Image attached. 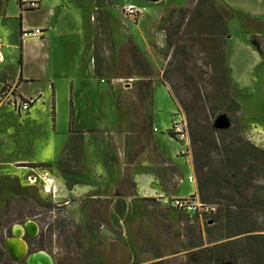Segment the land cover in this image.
Wrapping results in <instances>:
<instances>
[{
    "label": "rangeland",
    "instance_id": "374dc122",
    "mask_svg": "<svg viewBox=\"0 0 264 264\" xmlns=\"http://www.w3.org/2000/svg\"><path fill=\"white\" fill-rule=\"evenodd\" d=\"M208 1L223 16L228 28L229 37L225 42L228 87L222 83V77H214L203 38L197 33L190 34L186 27V19L198 7L195 2L184 8L150 4L143 17L125 19L123 0H78L86 11V36L94 43L97 68L101 66L102 74L109 75L104 76L105 83L110 84V79L121 76V51L128 37L134 45L135 59L144 61L152 75L148 77L142 72L144 77L139 76L135 82L128 79L114 84L115 91L110 92L103 84L98 88L86 87L81 84L80 77H72L75 85H70L69 75L74 73L77 63L73 46H64L65 51L60 54L64 55L61 63L65 66L57 61L58 58L43 63L55 79L57 108L55 106L54 115L40 116L38 120L48 123L49 127L51 123L50 129H56L51 138L56 140L55 145L51 142L55 154L64 138H72V141L62 159L54 165L9 163L17 158L28 161L44 158L49 136L46 140L34 136L33 146L32 142L21 144L22 136L28 135L17 125L12 127L17 133V145L6 146L0 142V264H25V261L17 262L11 258L8 245L15 238L21 239L30 253L48 254L53 264H187L190 262L187 255L199 259L196 258L198 255L202 258L208 253L218 258L216 247L219 246L222 254L230 253L243 264H264L262 241L250 237L264 234V207L250 203V197L256 193V190L252 192L251 185L264 188L261 163L247 161L240 170L229 173L225 168L224 149L213 151L203 174L214 173L231 185H234L235 175L239 174L242 178L247 177L251 184H239L235 192L223 190L216 197V193L211 192V201H201L214 211L209 217H202L183 214L163 203L166 198L179 194H173L169 185L171 172L157 157L136 161L150 139V117L154 120L153 128L158 130L159 144L168 150L172 148L167 132L173 121L179 122L182 116L188 124L179 103L193 99V94H204V100L197 101L203 108V112L198 113L202 123L206 120L207 123L214 122L215 128L229 129L227 134H218L219 141L230 135L264 152V22L232 13L220 0ZM5 7L9 17L4 24H7L13 41L22 30V18L23 24L45 25L42 9L33 12L22 9L25 10L22 17L18 0H7ZM181 9L186 13L183 14ZM208 9L206 5L202 11L208 12ZM184 17L185 22L181 25ZM52 20L56 21V18ZM61 21L57 26L59 34L84 38L74 16L69 14ZM34 30H22L21 33L29 37L28 33ZM114 30L118 44L111 37ZM47 34H44L45 38ZM50 34L57 41L55 34ZM169 36L174 44L171 48L168 47ZM21 46L18 38L17 62H11L13 70L26 69L20 58ZM182 49L188 55L186 72L190 78L175 75L176 59L182 58L178 53ZM44 53L52 55V48L49 49L46 43ZM6 64H10V58ZM32 69L36 70V67ZM44 83L48 84L49 80L46 78ZM234 104H238L237 109ZM212 108L219 110L216 119L209 113ZM2 115L8 121L14 119L10 112ZM220 117L224 119L219 122ZM134 120H139L140 125H135ZM103 122L116 124L114 132L89 131L84 136L74 135V129L78 127L95 128ZM140 129H145L147 134L141 136ZM190 148L191 159H195L192 144ZM48 156L47 159L57 157ZM189 160L178 158L180 168L186 174L185 180L191 175L193 166L197 183L194 163L191 165ZM188 189L185 186V193L180 195H188ZM215 216L220 219L218 222ZM240 217H247V220H239ZM228 220L231 224H227ZM245 223L254 225L257 233L243 234ZM17 229H21L19 236ZM12 231L15 237H12ZM26 234L35 237L28 238Z\"/></svg>",
    "mask_w": 264,
    "mask_h": 264
},
{
    "label": "crops",
    "instance_id": "0c3cea01",
    "mask_svg": "<svg viewBox=\"0 0 264 264\" xmlns=\"http://www.w3.org/2000/svg\"><path fill=\"white\" fill-rule=\"evenodd\" d=\"M7 0H0V3ZM36 1L38 3V8L35 10L42 9V18L43 23L45 25H36L30 26L27 23L23 24L22 18V30H34L38 28H42L45 31H42V36H23L21 33L22 30L20 29L19 32V43L22 44V50L20 49V53H22V61L23 66L26 68L25 70L21 71L19 68L15 70L12 69L11 62H17L16 54V44L18 42V38L13 41V37L10 34V30L7 28V24H4L9 15L6 13V3H1L0 6V42L3 44V64L0 65V84H4L6 81L16 84L18 93L25 98L31 97H40V101L37 102L35 105L32 106L31 110L26 114H18L13 109L7 106L0 107V142H3L6 146L11 145L12 143L14 146L17 145V141L15 140V136L17 135L16 131L12 130L13 126L19 125V127L26 132L28 136H22L21 144H30L32 142V146L34 145L33 137L38 135L46 140L49 136L48 141H46L45 151L47 150V154L44 155V158H40L37 161H28L26 159H13L10 160V164H33V165H54L58 161H60L67 151L68 145L72 141V138L67 139L64 138L63 142L60 144L59 151L56 154L53 152L54 148L53 145L56 144V140L51 139L53 131L56 132V129L51 130V123L50 127L48 123H41L38 118L41 116L42 118H46L48 114L54 115L55 113V106L57 108L56 101V87H55V79L52 75V72H47L46 68L44 67L43 63L46 60H50L52 58L53 62L56 58H58V62L62 65L61 61L64 58V46H73L72 49L75 50V58L74 60L77 61L76 65H74V73L70 76L69 81L70 85H75L72 77H80L82 78L81 84H84L86 87L92 89V86L98 88L99 85H106L105 89L110 90V92L115 91L114 84L117 83H124L125 80L131 79L132 82H135L139 76H143L144 70L138 65V59L133 55L134 45L132 41L128 38L124 41V47L121 51L122 54V65H121V76L117 79H110V84L105 83L104 76L109 77L108 74H102V68L99 66L97 68L96 62V54H95V46L94 43L91 42L90 38L86 36V24H85V8L78 3V0H26ZM40 1V2H39ZM198 0H123L126 4L124 6H135L137 8H144L145 12L150 7V4H155L159 6L168 5L171 8H184L191 4L192 2L197 3ZM222 3L226 5V7L230 8L233 11L239 12L240 14L246 16L249 19L256 20L258 22L263 23L264 18V2H260L259 0H220ZM264 1V0H263ZM18 0V5L20 12L23 17V12H25V8H28L27 4L22 3ZM29 9V8H28ZM19 12V11H18ZM28 12H33L28 11ZM144 12V13H145ZM21 14H20V21H21ZM74 16L79 21V33L84 37L83 39H76L74 38L73 34L62 35L59 34V27L58 22H62L61 19L67 17V15ZM125 19L133 18L128 17L124 14ZM143 16H140L141 18ZM56 18V21L52 19ZM259 18V19H258ZM262 18V19H261ZM54 23V24H52ZM109 32H110V27ZM48 32L46 38L44 34ZM50 32L55 34L51 36ZM111 37L114 42H117L115 30L111 31ZM52 37V39H51ZM6 41L9 44H6ZM6 44V46L4 45ZM45 43L48 45V48H52V55L48 56L44 53ZM13 44L15 46L13 47ZM118 44V42H117ZM116 44V45H117ZM14 49V51H13ZM9 50H11L9 52ZM147 51V49H145ZM7 52V53H6ZM14 52L13 54H11ZM13 55L14 59H13ZM7 58H10V64H6ZM57 62V63H58ZM65 66V65H62ZM61 66V68H62ZM36 67L35 69H32ZM39 71L40 73H37ZM143 72V73H142ZM145 75V74H144ZM65 76V75H64ZM146 76V75H145ZM49 80V85L45 84L44 81ZM134 78V79H132ZM103 80V81H102ZM102 81V82H100ZM75 82L76 79H75ZM127 85V84H124ZM154 85V84H153ZM164 85V84H163ZM128 86V85H127ZM26 87H33L32 89L28 90ZM97 90V89H96ZM10 112L14 119L8 121L6 117L2 115V113ZM19 120V121H18ZM153 117H150L149 123V130L148 134L150 135V139L148 144L143 147L142 151H140L138 157H136V161H142L145 157L149 160L153 158H158L160 160V164L164 168H168V172H171L169 177V185L172 186L173 194L178 197H188L191 195L197 194V183L195 181L193 175V166H192V173L187 180H185V172L180 168L178 158L184 157L181 155L182 147L181 144L173 140L169 135H167L169 141L172 143V148L170 150L163 148L159 144V139L157 136L158 130L154 131L153 128ZM135 125L139 126V120H134ZM116 124L114 123H107L103 122L95 128H88L86 126L78 127L74 129V135H82L84 136L87 132H94L97 131L104 132L106 134H111L114 132ZM136 126V127H137ZM141 136H145L147 134L146 130H141ZM25 134V135H26ZM31 140V141H30ZM81 142L83 141V137L80 138ZM42 142V141H41ZM82 147V146H81ZM54 153V154H53ZM50 154V155H49ZM54 157L57 155L55 159H47V156ZM48 156V157H49ZM186 157V156H185ZM192 165V164H191ZM193 178L194 182H191L190 179ZM187 186L188 195H180L185 193L183 188ZM175 190V191H174Z\"/></svg>",
    "mask_w": 264,
    "mask_h": 264
},
{
    "label": "trees",
    "instance_id": "16d2710c",
    "mask_svg": "<svg viewBox=\"0 0 264 264\" xmlns=\"http://www.w3.org/2000/svg\"><path fill=\"white\" fill-rule=\"evenodd\" d=\"M196 4L198 5V7L195 8V13H193L192 16L187 19L186 17H184L181 25L185 22L184 20L186 19V27L189 28L190 34L197 33V35L203 38V44L207 53L208 64L214 73V77H222V83H224L226 87H228V81L226 79L228 78L229 68L227 67L225 53V42L226 38L229 37L227 25L223 16L216 11L215 7L210 4L208 0H198ZM206 5L209 7L208 12H203L202 10ZM227 9L234 14L246 17L239 12L231 10L228 7ZM181 11L183 12V14L186 13V11L183 9H181ZM180 29L181 26L176 28L177 31H179ZM171 37L172 36H169V48L174 45ZM178 53L182 58L176 59L178 66L175 69V75L177 74L179 78H188L189 76L186 72L188 55L183 49ZM259 54L261 55V53ZM137 62L138 65L144 70V74L146 76L149 77L152 75V71L144 61H141L139 58ZM166 75L167 72L165 73V77ZM166 82L169 83L168 78L166 79ZM196 91L198 93L199 89H196ZM201 96L199 94H193V99L189 101L187 99L182 100V102L179 104L187 117V126L189 125V141L195 151V159H192V165L194 163L195 172L198 175L197 196L200 201H211V192L216 193V197L223 190L225 192H235L236 189L239 188V184L249 186L251 184V181L247 177L242 178L241 175L239 176V174H236L234 177V185H231L229 182H227L226 179H220L214 173L210 172L203 174V168L209 166V157L213 151H217L218 148L221 147L224 149L226 153V160H224L225 168L229 173L240 170L247 163V161L251 160L261 163L263 166L262 171L264 172V152L248 142H239L240 140L238 138L231 137L230 135H225L224 138L221 137L219 141V138H217L218 134H227L229 129L215 128L214 122L213 124L207 123L205 120V122L202 123L199 120L198 113L203 112V108L197 104V101L199 100L200 102L204 100V94H202ZM234 105L236 106L235 109H237L238 104ZM218 111V109L212 108L209 113H211V116L216 119L219 116ZM167 135L173 137L171 129L167 132ZM251 188L252 192L253 190H256V193H253V195L250 197V203L252 204V206L264 207V188L254 185H251ZM259 190H261V193H258ZM202 203L206 204L205 202ZM220 211L222 210L219 209V212ZM229 218L230 217H228V219ZM215 219L217 220V217ZM219 220H217V222ZM239 220L245 221L247 220V217L243 219L242 217H240ZM227 224H231L229 220ZM245 226V230L242 231L243 234H251L255 232L257 233L256 228H253L254 225L252 226L245 223ZM250 237L260 239L262 241L261 252L263 251L264 255V234H252V236Z\"/></svg>",
    "mask_w": 264,
    "mask_h": 264
},
{
    "label": "built area",
    "instance_id": "2783aa9c",
    "mask_svg": "<svg viewBox=\"0 0 264 264\" xmlns=\"http://www.w3.org/2000/svg\"><path fill=\"white\" fill-rule=\"evenodd\" d=\"M21 5L27 4L30 10H35L38 8V3L36 1H26L20 0ZM124 14L128 17L142 16L145 12L144 8H137L135 6H127L123 10ZM29 36H42V30L35 29L28 33ZM3 62V44L0 42V63ZM40 101V97L25 98L22 97L17 90L16 84L6 81L4 84H0V107L7 106L13 109L18 114L28 113L32 106ZM154 131H157L154 129ZM171 133L173 140L181 144L182 151L181 155L190 159L189 162L192 164L190 141L188 135V126L186 119L182 116V119L177 122L173 121ZM194 182V179H190ZM165 205L171 206L174 210L181 212L183 214L209 217L214 211L208 204L202 203L197 194L188 197H172L171 199L166 198L164 200Z\"/></svg>",
    "mask_w": 264,
    "mask_h": 264
},
{
    "label": "bare ground",
    "instance_id": "6f19581e",
    "mask_svg": "<svg viewBox=\"0 0 264 264\" xmlns=\"http://www.w3.org/2000/svg\"><path fill=\"white\" fill-rule=\"evenodd\" d=\"M222 120L223 119H221V121ZM16 233H17L16 235L19 236L21 234V229H17ZM9 249L14 259L15 260L20 259L21 261L23 260V257L27 251V247L25 243L21 239H16V238L11 239L9 241L8 250ZM31 260L33 261V264H53L52 259L45 252H39V253L34 254Z\"/></svg>",
    "mask_w": 264,
    "mask_h": 264
},
{
    "label": "flooded vegetation",
    "instance_id": "af4514ba",
    "mask_svg": "<svg viewBox=\"0 0 264 264\" xmlns=\"http://www.w3.org/2000/svg\"><path fill=\"white\" fill-rule=\"evenodd\" d=\"M26 236L28 238H34L35 237V236L32 237L29 234H26ZM221 248H222L221 246L216 247V250H217L218 255H219L218 258L216 257L217 259L214 258L213 254L211 255V254H208V253L204 252L207 255L203 256L202 258L198 254H197L198 256L196 254L193 255V256H197L196 258H199V259H193V258H191L192 255H187L188 261H190L187 264H243L241 261L236 260L235 258H232L230 253H227V254L223 253L222 254L223 251L220 252ZM28 249H29V247H28ZM29 251H30V249H29ZM206 251H208V250H206ZM28 254L32 255V254H35V253L28 252ZM11 258H12V256H11ZM17 260H20V259H17Z\"/></svg>",
    "mask_w": 264,
    "mask_h": 264
},
{
    "label": "water",
    "instance_id": "95a60500",
    "mask_svg": "<svg viewBox=\"0 0 264 264\" xmlns=\"http://www.w3.org/2000/svg\"><path fill=\"white\" fill-rule=\"evenodd\" d=\"M221 119H224V118H223V117H220V118L218 119L219 122L221 121ZM219 122H218V123H219ZM218 123H217V124H218ZM220 129H221V128H220ZM13 236H15V234H14V232L12 231V237H13ZM22 237H24V235H23ZM7 242H8V241H7ZM6 246H7V244H6ZM9 251H10V249H9ZM28 252H29V249H27L26 254L24 255L22 261H25V264H33V261L31 260V258L34 256V254L30 255V254H28ZM10 254H11V252H10ZM11 256H12V259H13L14 261L21 262V260H15L12 254H11Z\"/></svg>",
    "mask_w": 264,
    "mask_h": 264
}]
</instances>
